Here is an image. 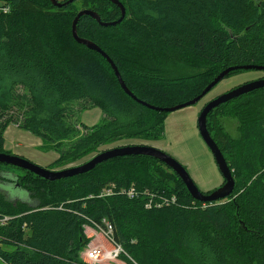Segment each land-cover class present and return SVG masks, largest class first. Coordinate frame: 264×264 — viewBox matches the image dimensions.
<instances>
[{
    "label": "trees",
    "instance_id": "16d2710c",
    "mask_svg": "<svg viewBox=\"0 0 264 264\" xmlns=\"http://www.w3.org/2000/svg\"><path fill=\"white\" fill-rule=\"evenodd\" d=\"M95 1L88 9L102 21L121 17L117 4ZM120 1L126 8L120 22L103 26L84 15L78 33L107 52L129 89L148 103L180 104L230 66L264 64V0ZM77 2L0 0V152H8L11 123L55 143L60 164L102 146H153L163 137L169 113L134 100L107 59L74 39ZM91 107L104 112L93 126L80 118ZM208 128L236 175L230 197L196 200L169 166L145 155L112 158L55 181L25 170L20 186L1 183L0 264H88L78 257L87 242L83 225L104 220L113 224L126 264H264V88L214 108ZM14 168L20 169L0 162L8 178ZM132 186L138 197L122 191ZM18 188L29 196L11 199L6 190Z\"/></svg>",
    "mask_w": 264,
    "mask_h": 264
},
{
    "label": "rangeland",
    "instance_id": "374dc122",
    "mask_svg": "<svg viewBox=\"0 0 264 264\" xmlns=\"http://www.w3.org/2000/svg\"><path fill=\"white\" fill-rule=\"evenodd\" d=\"M94 3L98 4V1L78 0L77 9L82 10L92 8L91 4ZM119 15L120 13L115 17L118 18ZM261 78H264V71L255 69L240 70L228 75L217 85H215L197 103L181 108L174 112H170L165 121V133L163 137L156 141H150L152 142L151 144H153L154 147L162 149L167 154L177 159L182 165H184L201 191L206 193L219 188L224 183V177L215 162L211 150L200 135L198 128L199 114L204 106L211 100L240 85ZM20 95L21 102L23 104H27L28 95L26 91L21 89ZM103 115L104 112L100 107H91L82 111L80 118L87 125L93 126L101 121ZM226 127L229 132L234 134L236 131V121L230 120L226 122ZM211 134L214 136V131H211ZM130 143L144 142L140 140H133ZM120 144L121 143H115L108 146H102L97 151H94L93 153L84 157V159H80L68 164H60V162L57 161L59 153L55 143H48L31 132L19 128L17 124L11 123L5 131L4 147L8 151H5L6 153L20 155L49 170L59 171L69 167L81 165L95 157L104 149L119 146ZM14 169L16 172L13 177L10 178H8V175L4 176L3 173H0V187L2 189L3 184L1 185V183H4L5 185L17 184L20 186L19 184L26 176L27 171H25V169ZM6 192L8 193V196L11 197V199L15 200L26 199L29 196L28 193L22 188H18V191L14 190L8 192L6 190ZM83 229L87 242L85 243V246L79 250L78 257L80 260L88 263L85 261L87 259L84 254L86 248L92 245H104L105 247H110L111 243H109L102 236V234L98 233L94 227L83 225ZM123 253H125V250ZM98 264L126 263L122 260V258H118L110 259Z\"/></svg>",
    "mask_w": 264,
    "mask_h": 264
},
{
    "label": "water",
    "instance_id": "95a60500",
    "mask_svg": "<svg viewBox=\"0 0 264 264\" xmlns=\"http://www.w3.org/2000/svg\"><path fill=\"white\" fill-rule=\"evenodd\" d=\"M53 5L57 7H62L64 5H67L70 2H73L74 0H66V1H60V0H50ZM113 3L117 4L121 9V17L117 20L105 22L102 21L101 16L94 10L91 9H82L78 12L76 17L73 20L72 24V31H73V37L74 39L80 43L84 44L91 50H95L99 53H101L109 62L110 66L112 67L115 76L122 87V89L131 96L134 100L138 101L139 103L148 106L152 109H156L163 112H174L176 110H179L181 108L193 105L200 101L215 85H217L221 80H223L225 77H227L229 74H231L233 71L237 70H249V69H255V70H262L264 71V64H244V65H235L230 66L226 69H224L221 73H219L205 88L204 90L197 95L196 97L182 102L180 104H176L173 106H167V107H161L156 106L151 103H148L147 101H144L140 99L137 95H135L127 86L125 83L121 72L114 62V60L109 56L107 52H105L96 42H94L91 39L82 37L78 33L77 24L79 22V19L84 15H91L94 18L97 19V21L103 25H115L118 22H120L126 15V8L124 4L120 0H110ZM264 88V78L245 83L243 85H240L228 92H226L223 95L218 96L217 98L211 100L209 103H207L204 108L201 110L199 117H198V128L201 137L203 138L204 142L207 144L209 149L211 150L213 157L215 159V162L222 173L225 182L217 189L211 191L210 193H204L201 191L198 186L196 185L195 181L187 171L186 167L182 165L177 159L172 157L171 155L167 154L162 149H159L154 146L149 145H126V146H120L116 148H111L108 150H105L103 152H100L95 157L90 159L89 161L78 165L69 167L63 170L59 171H53L49 170L45 167H42L29 159H26L20 155L17 154H10L6 152H0V162L6 163L9 165L17 166L19 168L25 169L28 172H32L43 179H46L48 181H55L59 180L61 178H66L78 174H82L85 172H88L95 168L98 164L112 159L116 157L126 156V155H145L150 156L155 159L160 160L161 162L165 163L167 166H169L176 174L179 175V177L184 182L186 188L190 192V194L195 198L196 200L202 201V202H209V201H216V200H222L230 197L236 186L235 177L233 176V171L225 158L221 148L219 147L217 141L212 136L209 128H208V115L209 113L219 105L237 98L241 95L250 93L256 89Z\"/></svg>",
    "mask_w": 264,
    "mask_h": 264
},
{
    "label": "built area",
    "instance_id": "2783aa9c",
    "mask_svg": "<svg viewBox=\"0 0 264 264\" xmlns=\"http://www.w3.org/2000/svg\"><path fill=\"white\" fill-rule=\"evenodd\" d=\"M124 191L129 198H135L139 196V192L136 188L129 187L127 189L122 190ZM114 192V185L110 188H106L101 192V196H107ZM175 201V198L166 199L164 201L165 204H169ZM163 203V204H164ZM151 204H149L150 206ZM158 205H162V203H158ZM97 232L102 234V236L111 243L110 247H105L104 245H94L89 246L85 249L84 254L86 256L85 261L90 264H98L108 261L110 259H118L120 255L124 252V249L121 244L116 243L114 241V227L113 224L109 221L104 220V224H97L95 227Z\"/></svg>",
    "mask_w": 264,
    "mask_h": 264
},
{
    "label": "bare ground",
    "instance_id": "6f19581e",
    "mask_svg": "<svg viewBox=\"0 0 264 264\" xmlns=\"http://www.w3.org/2000/svg\"><path fill=\"white\" fill-rule=\"evenodd\" d=\"M205 193V192H204ZM102 224H104V222L102 223ZM99 233V232H98ZM92 246H94V245H92ZM121 256V255H120Z\"/></svg>",
    "mask_w": 264,
    "mask_h": 264
},
{
    "label": "crops",
    "instance_id": "0c3cea01",
    "mask_svg": "<svg viewBox=\"0 0 264 264\" xmlns=\"http://www.w3.org/2000/svg\"><path fill=\"white\" fill-rule=\"evenodd\" d=\"M224 182H225V179H224Z\"/></svg>",
    "mask_w": 264,
    "mask_h": 264
}]
</instances>
